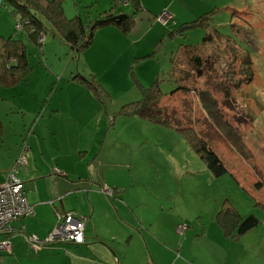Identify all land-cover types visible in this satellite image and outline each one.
Segmentation results:
<instances>
[{
  "label": "rangeland",
  "instance_id": "obj_1",
  "mask_svg": "<svg viewBox=\"0 0 264 264\" xmlns=\"http://www.w3.org/2000/svg\"><path fill=\"white\" fill-rule=\"evenodd\" d=\"M12 7L10 0H0V10L8 11L7 31L0 29V34L18 33ZM163 9L172 15L165 23L157 21ZM114 11L135 19L125 35L131 36L138 25L158 22L136 46L147 48L144 57L148 59L132 57L128 40H113L116 32L121 33L113 26H100L91 45L80 52L63 39L61 31H53L48 20L41 43L25 39L32 65L27 79L0 85V174L5 176L14 165H9L13 148L27 137L44 107L76 98V113L80 114L76 131H95L99 124L107 131L100 159L109 169L108 180L118 182L114 185L119 188L102 183L98 190L111 199L123 188L117 198L128 207L119 218L138 235L137 240L128 239L125 229L118 244L123 254L133 245L137 248L131 264H147L145 254L153 264H264V0H128L123 5L116 3ZM210 11L213 19L209 25L182 33L176 30L179 23ZM89 15L96 17L93 11ZM179 45L199 54L213 51L214 58L220 52L218 58L224 63L213 61V66L193 72L187 82L198 88L209 85L214 92L208 118L218 134L209 144L227 166L218 176L188 141L189 132L119 112L127 87L140 91L136 78L149 85L158 72L157 77L163 76L162 92L177 84V77L168 74L170 67H166L170 49L175 52ZM120 47L129 50L127 61L124 52L121 56L116 51ZM92 53L100 57L97 64L91 61ZM225 59L247 64L228 71ZM93 65L99 67L97 77L90 73ZM148 65L156 66L153 75L148 74ZM186 68L189 72L193 66ZM131 71L136 75L131 76ZM76 73L97 80L103 88L102 100L92 88L73 79ZM192 96L195 112L202 115L196 93ZM202 100L205 102L203 95ZM50 121L64 124L60 111H54ZM235 137L251 152L250 160L239 155L232 142ZM100 159L95 173H102ZM102 185L113 193L101 191ZM225 204H232L243 217L253 214L257 223L242 233L237 224H220L216 214ZM111 226L122 224L113 222ZM164 244L167 247L161 249L159 245ZM98 263L91 254L76 252V264Z\"/></svg>",
  "mask_w": 264,
  "mask_h": 264
},
{
  "label": "crops",
  "instance_id": "obj_2",
  "mask_svg": "<svg viewBox=\"0 0 264 264\" xmlns=\"http://www.w3.org/2000/svg\"><path fill=\"white\" fill-rule=\"evenodd\" d=\"M114 1L117 0H90V2L85 3L81 0H62V8L65 14L74 15L80 12L84 6H89L87 9L90 11L109 9ZM127 2L128 0H122L120 3L118 0V3L122 5ZM117 13L114 11V14ZM119 13L122 12L119 11ZM7 18V9L5 11L0 10V20L3 22L0 29L4 33L7 31ZM134 23L135 19H132V24L125 31L114 24L101 26H113L121 32H116L112 39L128 40L131 45V54L134 53L132 57L148 59L144 57L147 54V48H136V46L140 45L144 35L150 33L157 23L147 26L138 25L131 36L125 35L131 30ZM94 34L92 35V40ZM116 51L121 56L124 52V58L127 61L129 50L125 49L123 51L120 47ZM169 53L168 55H171ZM91 56V61L97 64L95 61L100 58L99 55L92 53ZM167 57V65L172 67V58L170 56ZM174 66L176 67V64ZM98 69L99 67L93 65L90 73L97 77ZM147 71L148 74L153 72L151 74L153 75L157 68L155 65H148ZM135 75L133 72V76ZM155 78H151V81ZM136 80L141 86H146L141 83L143 79L139 78L141 82L137 78ZM75 81L78 80L75 79ZM139 95L140 91L137 87L128 86L122 101L127 102L136 99ZM54 111H60L61 120L64 121L63 125L50 121ZM129 116L140 117L136 114H130ZM76 118H80V114L76 113V98H67L63 102H57L55 107L52 108H50V105L45 106L29 134L23 139L27 143V148L24 151L27 161L22 174L19 171H21V166L24 164L19 166L18 172L24 183V193L28 201L33 205L34 213L23 216L13 222L14 232L11 235V250L2 253L0 264H76V252L91 254L99 260L98 264H131V261L137 257V248L134 245L124 254L119 249L118 241L125 229L128 231V239L137 240L138 235L134 233V228L131 229L119 218V216L123 217L122 214L128 207L127 204L117 198L120 192L123 194V188H120V192H115V198L111 199L104 197L103 193L98 190V186L102 183L111 186L114 184L119 185L116 181L108 180L106 173L109 169L107 164H104L100 159L107 136L106 128L103 126L104 124H99L97 130L88 131L84 134L76 131ZM23 140L18 146L15 145L13 148L10 166L21 152ZM239 155L244 157L240 153ZM97 159L101 160L102 173H95L94 171ZM246 160H250V156ZM230 167L234 166L231 164ZM3 179L4 172L0 174V183ZM252 182L251 184L253 185ZM114 187L119 188L115 185ZM246 187L250 186L247 185ZM112 207H115L116 210L114 211ZM56 210L74 211L85 216L84 241L81 243L61 242L40 248L32 247V244L26 240L24 233L36 236L45 235L54 221ZM113 222L121 223L122 226H111ZM22 225H24V229H22ZM159 246L161 249H165L167 244ZM149 249L151 250L150 246ZM180 249H183V243L180 245ZM150 253L152 255V252ZM159 260H161V257ZM167 262L164 263L169 264V261ZM145 263L153 264L152 258L150 259L147 254H145Z\"/></svg>",
  "mask_w": 264,
  "mask_h": 264
},
{
  "label": "trees",
  "instance_id": "obj_3",
  "mask_svg": "<svg viewBox=\"0 0 264 264\" xmlns=\"http://www.w3.org/2000/svg\"><path fill=\"white\" fill-rule=\"evenodd\" d=\"M10 1L13 5L11 11L16 17V22H19L21 26L19 28L15 27L18 33L13 31L10 34H0V85L3 86L27 79L32 65L26 52L25 39L35 40L41 43L42 39H40V36L44 33V28L46 27L45 20L50 22L53 31H61L63 39L72 48L76 49L77 52L82 51L91 44L92 35L98 26L114 24L125 31L132 24V17L129 14L119 12L114 14V8L118 0L114 1L109 9L99 12L93 11L97 17L93 19L89 15L91 11L87 9L89 6H84L80 12L75 13L73 16H67L62 8V0ZM119 1L121 3L122 0ZM210 14L211 11L209 13L203 12L196 18L183 21L177 25L176 30L182 33L186 29L207 26L210 24L209 21L213 19V16ZM224 39L229 38L224 37ZM170 53L173 65L172 67L168 65L170 68L167 67L169 69L167 73L177 77V84L171 90L162 92L160 89V81L163 76L156 77L146 86H141L138 83L140 87L139 97L122 103L119 112L125 115L136 114L154 123L173 126L186 134L189 132L190 135H187L188 141L199 153L212 174L216 176L221 175L227 170L226 163L209 144L211 139L218 134L217 130L213 129L214 126L208 118L209 107L215 101V98L212 97V93L214 92L209 85L198 88L196 86H190L187 83L190 80L188 79L189 76L198 69L206 67L208 64L213 66V61L215 60L220 64L222 58H218V56L221 53L219 52V55L214 58L212 56L213 51L209 50L207 54H199L197 51L191 50L183 45H179L175 52L171 49ZM225 62L229 65L228 71H233L232 69L237 64H247L245 60L237 63L225 59ZM174 64H176V67ZM187 65L193 66V69L189 72L186 68ZM131 76H133L132 71ZM73 78L92 88L102 100L100 89L103 88L94 77L89 79L80 73H76V76H73ZM217 90L226 91L225 88H218ZM192 93H196V97L203 110L202 115L194 110L195 99ZM202 95L206 103L202 100ZM201 122L205 123L207 127L202 126L200 124ZM232 142L240 154L246 156V158L251 156V152L245 149L237 137ZM79 215L84 217L85 223V216L81 213ZM216 220L224 225L233 226L237 224L238 233L246 231L257 223V218L253 214H248L243 217L232 204H225L217 212ZM56 244L59 243L49 245ZM5 252L9 251H3L1 255Z\"/></svg>",
  "mask_w": 264,
  "mask_h": 264
},
{
  "label": "built area",
  "instance_id": "obj_4",
  "mask_svg": "<svg viewBox=\"0 0 264 264\" xmlns=\"http://www.w3.org/2000/svg\"><path fill=\"white\" fill-rule=\"evenodd\" d=\"M171 17L172 15L166 9H163L157 15V20L165 23ZM20 26L19 22L15 23L16 28ZM43 37L44 33L41 34L40 39H43ZM26 148L27 143L23 140L21 152L0 183V258L1 252L11 250L10 235L14 232L13 222L34 213L33 205L24 193V183L18 176L19 166L27 161L24 153ZM100 190L106 194L113 193V189L106 185L100 186ZM54 216V221L44 236L24 233L26 240L35 247L60 242L81 243L84 241L83 216L69 210H56ZM22 229H24V225H22Z\"/></svg>",
  "mask_w": 264,
  "mask_h": 264
}]
</instances>
